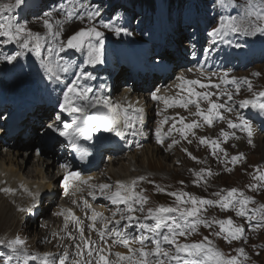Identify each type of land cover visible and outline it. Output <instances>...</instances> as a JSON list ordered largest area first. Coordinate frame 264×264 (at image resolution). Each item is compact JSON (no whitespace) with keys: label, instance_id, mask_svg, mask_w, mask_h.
<instances>
[{"label":"rangeland","instance_id":"rangeland-1","mask_svg":"<svg viewBox=\"0 0 264 264\" xmlns=\"http://www.w3.org/2000/svg\"><path fill=\"white\" fill-rule=\"evenodd\" d=\"M42 5L33 10V8H29L32 3L34 6L36 2L34 0H24V2L18 6L13 7V9L9 11H5L3 13L6 17H11L13 19L16 16V11L19 10L24 12L23 17H15L16 22L21 24H25L33 33H39L41 36V47L39 50V55H34L33 53L22 49L19 44L16 43H7L5 44L4 38L0 37V67L7 68L15 63H8L3 57L8 55H15L17 52H23V55H20L18 59H21L22 56H30L31 58H35L36 65L38 66L39 73L37 75V80L40 81L39 85H47L45 83L46 79L43 76V70L40 67V57H44L47 59H51L53 63L56 60H59L62 57V63L65 64L69 68L67 73H62L63 82L60 84L52 83V88L55 87L54 92H63L66 84L71 83L73 80L78 79V74L80 71L88 72L86 70V66L88 64L84 63L86 59L85 51H76L74 49H67L59 53L57 56L55 53L51 57H49L48 48L54 47L53 39L48 29L44 25V20L48 19L53 25V30H58L62 28L61 38L66 43L69 36H71L75 31L95 26L100 31L104 32V62L102 64L93 65V68H98L97 71H94L95 79H99L100 83L98 87L101 88V85H104L102 91H109L108 98L113 104H121L124 107L128 106V103L122 102L121 97L125 96V93L130 89L135 87L134 83L132 84L128 76L123 70H121V65L116 63V61H122L128 63L125 60V55H128L133 62H137L140 64L139 70L144 69L145 60L140 59L141 51L143 49H147L150 54H154V47L148 43L147 40H143L140 38L139 33H142L143 26L145 23L140 25H130V20L132 18L137 21L142 15L140 11L136 8L130 7L126 5V1L130 2L133 5H138L141 10L147 9L151 7L153 9L154 2H161L160 6L167 5L172 0H113L110 5V9L107 12L109 14V19L103 20L102 15L105 14L108 9V2L111 0H41ZM74 5L76 9L79 10V16H83V18H79V16H73L69 19L66 15V12L62 10L65 7V4ZM206 4L209 9L212 10H222V14L219 15L227 17L231 16H243V13L247 11L246 0H233L229 7L223 8L219 6V0H202L200 4ZM258 3V0H257ZM2 4H11L15 5V0H0V5ZM49 4V5H48ZM165 4V5H164ZM194 4L193 0H182V5L192 6ZM142 6V7H141ZM145 7V8H144ZM236 7L237 11H234ZM99 9L101 15L94 20H88L86 13L91 10ZM152 9L146 10L147 15H154ZM26 10V12H25ZM123 10L133 12L136 11V14L132 17L131 14L126 16L118 17V13ZM167 11V9L165 8ZM156 11V8H155ZM46 12H52V16H45ZM106 13V14H107ZM57 21H60L61 24L58 26ZM247 23V20L244 21ZM105 23H111L114 27H124L127 29L130 28L135 34V38L137 39L138 49L131 48L130 39L132 36H125L124 33L117 36L110 29H105L103 25ZM128 26V27H127ZM260 26L264 27V21H260ZM220 28V19L215 29ZM110 38L117 39V41L123 42L124 44L121 46H115L114 49H111ZM250 43L254 46L259 43L264 44V32H257L255 35H249ZM112 41V40H111ZM118 44L117 42H115ZM135 43V44H137ZM151 56V57H152ZM122 74L120 87L116 89L114 92H111L110 86L114 85V76L115 74ZM255 73H259L260 75H255ZM6 74L3 75V77ZM24 75V74H23ZM20 76L10 80L8 77L0 78V87L7 86L11 88L15 85ZM198 77V76H197ZM247 77L251 80L253 88L249 90L247 86L243 83L239 94H237L238 98L236 103L234 104L238 110L244 112V108L239 107V102L245 98H253L256 93L260 91H264V69L262 67L258 68L256 71L245 72L240 79L243 82V78ZM143 78L148 79V75H143ZM9 79V81L7 80ZM94 79V80H95ZM80 80V78L78 79ZM199 80L204 81L205 79L199 78ZM142 86L137 88L139 91L138 97L133 99L132 105L134 107H139L143 109H152L156 112L154 120L150 123V126H146L145 119L143 123L136 124V135L132 134L133 130L125 131L126 135L131 134L129 139L130 145H135L133 149L137 160H138V169L141 170V174H136L135 176L131 175L128 177H140L144 176L146 179L141 183L137 182V191L142 192L143 195L148 197V202L143 206L144 211H139V205H134L137 208L135 215L137 217H143L147 215L148 208H155L159 205L164 206H178V202L176 199L166 194L165 192H160L158 188L166 189L167 193L176 192L180 193H190L196 197H203L211 200H216L218 197L214 196L213 193L220 192L221 190H227L231 188H237L242 191L247 196H251L255 198V203L250 204L248 207L255 208L258 207L259 204L264 203V188H261L259 191L249 190L247 187L250 184L256 183L253 180V176L256 175L254 169L256 166H259L260 170L264 172V131L260 132L252 128V143L249 144V137L247 132L241 131L239 128L233 129L228 126V120L231 119L233 122L238 123V118L228 115L226 111L220 109V113L223 116V119H214V122L211 126L207 125L201 117L194 116L192 113H195L196 107L194 105H189L187 109L180 106L166 107L163 101H153L151 99V90L147 86V81L140 82ZM187 88V85L184 86ZM154 91H158L159 95L166 96L169 98H188V93L186 90H181L180 87L173 86H158L152 88ZM197 91H210L213 92L212 87L208 89H201L196 86ZM48 91V90H46ZM119 93V95H118ZM214 93V92H213ZM48 93L44 92L45 96H33L32 100H44ZM119 96L116 98V96ZM195 99V97H193ZM211 100L216 103L223 104L224 100L217 98L215 95L211 97ZM208 101L203 99L200 100L201 107L206 111L208 108ZM14 104L1 106L0 104V138L3 141H0V158L9 157L17 150L22 153L20 155H14L12 159L13 165L21 160L22 157L30 156V162L28 163V177L33 178L36 162H42L38 156L35 154V150L33 146L30 148L27 145V141L22 139V141H17L14 135H11L8 131V120L9 117L14 112ZM12 108V109H10ZM55 109L52 107L50 118L53 117ZM46 113V112H45ZM179 114V115H177ZM169 117V121L166 124H162L161 122L164 120V117ZM179 117H184L186 122H191L192 120H197L200 123V127L193 129L195 135H192V132H188V139H184L182 134L178 131L173 130L170 134L163 136V143H159L155 136V129L157 127H161L162 135L167 133L168 129L172 126L173 122H176L177 128H182L183 124L179 123ZM42 119V123H44V117H40ZM147 121V119H146ZM25 125V124H24ZM40 127V123L37 124ZM25 129V127H24ZM229 133V138L227 142H224V137L222 135V131ZM232 133H241L243 135L242 139H238V141H234L232 144L231 138L234 135ZM145 136H148L149 141L144 142ZM207 137L209 140L218 139L221 142V148L227 150V158L224 156V153L220 150H216V156H213L211 153L213 149L208 144H201L200 138ZM233 139H237L236 137ZM173 140L179 141L176 144H173ZM188 140H191L192 143H188ZM150 143V144H149ZM150 145V147H149ZM169 145H172L169 147ZM151 148V150H149ZM206 148L208 150V154L205 155ZM187 149V152L184 150ZM140 150V152H138ZM144 150L145 155L143 156L142 151ZM204 151V152H202ZM127 151L124 148H117V145H111L106 148L104 154L105 159L103 161V172H100L98 175V171H95L94 174L96 177H100L104 175L102 178H106L108 180H117L123 179L128 176L130 173V168H135L136 166H132L129 168L128 165L136 164L134 158H126ZM188 153H191L192 156L200 159L199 161L193 160ZM242 153L244 158L239 160L237 163L233 164L231 162V156ZM123 156V160H122ZM202 156V157H201ZM15 158H17L15 162ZM51 163L57 157H49ZM48 158V159H49ZM122 160V161H121ZM215 160L216 165H220L222 170H217V174L222 176V179H214L211 176L204 174V181H200L199 183H194V181L198 180V176L196 174L190 176L189 178L186 175V172L192 168H197V173L200 172L201 169H205L209 167L210 161ZM118 167H116L115 171H112L113 163L119 162ZM118 164V163H117ZM3 164L1 163V166ZM63 165H69V168H64ZM9 166V162L6 165H3L2 171L0 170V174L3 172L5 167ZM15 168V165L13 166ZM53 174L55 178L62 175L57 181L56 185L58 187V193L54 196V198H43L38 201L37 204L34 203L33 198L29 196L27 193L24 195H19L17 191L14 192L15 199H5V196L2 193V186L0 185V240H10L15 239L17 237L21 238L25 242V247L32 254H44V253H52L56 256L62 255L64 251H68L70 253L68 264H72L75 260L87 261L92 259L93 261L98 259V256H93L89 258L87 256V250H85V254L82 256H77V249L75 244L81 243L80 233L78 231L80 225H78L74 220L69 219L67 221V227H65L66 220L65 217L68 215L67 209H72L75 213L76 217L82 222L84 227V237L85 239H89L93 242V249L103 248L105 249L104 255L108 256V252L110 251L112 255L108 256V259L112 262V264H130L129 261H121L116 256L115 253L120 252L124 254H129V250L122 243L119 242L118 237L115 233L119 232L127 239H129V245L133 249H140L141 247L146 250H151L152 248H148L144 244L141 245L138 243V235L142 229L139 223L133 222L129 223L127 220L121 221L119 224L113 222L108 225L107 230H105L106 234L104 237V241L100 239L99 232L104 229V221L98 219L96 221V229H90L89 225L92 223L90 219L92 215L91 209H95L96 211L105 212L104 215L108 218H111L112 213L116 211L117 206L113 205L111 201L105 198L100 194L99 189L93 190H84L77 195H72V197L67 196V191H65L63 185V177L67 171L72 170L71 164L67 160V158H63L59 161H55L53 166ZM120 169V172L119 170ZM228 169H231L230 171ZM123 170V171H121ZM127 173V174H126ZM5 175V173H4ZM3 174H1L0 178H4ZM115 176V177H114ZM125 176V177H123ZM178 178H182L184 180H189V185L187 190L179 184ZM47 179V178H46ZM28 180V179H25ZM35 180V179H32ZM49 179H47L48 181ZM149 181H154V183H149ZM98 184H100L98 180ZM116 185V184H115ZM115 185H112L115 188ZM84 185L81 187L83 188ZM158 186V187H157ZM115 190V189H113ZM94 191L96 197H100L102 200L99 201L98 206H92L89 200V192ZM248 191V192H246ZM30 198V199H29ZM87 200L88 203L92 206L91 209H86L84 206V201ZM75 201V203H74ZM39 205V206H37ZM43 205V206H42ZM67 206V207H64ZM66 209H64V208ZM95 207V208H94ZM102 207V208H101ZM120 208H125V205H120ZM23 208L25 211H20ZM31 208V211H27V209ZM63 208V209H62ZM202 208H206V211H203L199 214L201 219H207L210 223L213 220H221L227 219L231 217L234 221V225H242L245 227L244 237L240 240H232L231 243L225 242L223 239L224 233L221 234L220 237L216 236L215 233L220 231L219 225L213 224L212 227H205L202 224H198L196 232L190 234L185 237H179V243H193L204 241V237H208L209 240L212 241V247L218 248L221 250L224 255L227 256H238V252L236 251L239 248L245 249L247 258L239 257L241 264H264V225L259 227L256 226L255 222L249 224L246 222L245 218L239 217L236 215L237 209L231 210H223L217 205H206L202 206ZM86 209V210H85ZM99 209V210H98ZM87 212V213H86ZM63 213V214H61ZM91 213V215H90ZM110 213V214H109ZM89 215V216H88ZM83 216V217H82ZM258 218V217H257ZM116 220H119L118 215L116 216ZM140 223H151L155 222L152 220H141ZM117 225V226H116ZM120 226V227H119ZM27 229V230H26ZM112 229V231H111ZM110 230V231H109ZM166 231V229H165ZM29 232V234H28ZM114 232V233H112ZM68 233H71L72 239L69 237ZM106 241V242H105ZM152 241V240H151ZM205 243H207L205 241ZM165 251H168L172 254H175L174 247L167 245ZM15 254L10 250L6 245H0V264H3V258L7 256H14ZM166 259V258H165ZM155 264L153 261L152 264ZM15 264V262H14ZM28 264H39V261H29Z\"/></svg>","mask_w":264,"mask_h":264},{"label":"snow or ice","instance_id":"snow-or-ice-1","mask_svg":"<svg viewBox=\"0 0 264 264\" xmlns=\"http://www.w3.org/2000/svg\"><path fill=\"white\" fill-rule=\"evenodd\" d=\"M24 0H15V5L2 4L0 5V37L4 38V43H16L34 55H39V50L41 47V36L39 33H33L25 24L14 21L11 17H6L3 15L5 11H11L13 7L20 6ZM233 0H219V6L227 8ZM215 3V0H214ZM247 11L243 13V16H221L220 28L214 29L212 35H218L221 32L227 33L228 31L241 34L244 36L255 35L257 32H264V27L260 26V21H264V0H246ZM62 10L66 12L69 19L73 16H79V10L75 8L74 5H69L67 8ZM88 20H94L101 15L99 9L91 10L86 13ZM45 16H52V12H46ZM83 18V16H79ZM247 20V23L244 21ZM61 24L57 21V25ZM44 25L48 29L51 37L53 39L54 47L48 48L49 57L55 53L57 56L67 49H74L76 51H85L86 59L85 64L97 65L104 62V32L100 31L97 27H87L75 31L71 36L68 37L66 43L61 38L62 28L58 30H53V25L50 20L45 19ZM105 29H110L115 35L119 36L122 33L130 34L124 27H114L111 23H105L103 25ZM231 43L230 41H226ZM239 46V45H237ZM23 55V52H17L15 55H8L3 57L8 63H12L17 59L18 56ZM194 55V53H193ZM40 67L43 70L44 78L51 83L60 84L63 82L62 73H67L69 68L62 63V57L56 60L55 63L51 59L40 60ZM191 71V69L189 70ZM203 75V73H201ZM215 75V73L213 74ZM255 75H260L255 73ZM83 78L84 80H94L95 77L88 72H82L78 74V79ZM77 80H73L64 87L62 92V100L58 102V107L62 112H66L72 116L71 122H67L62 118V116L57 113L52 123L47 125V129L52 132L58 133L59 136L64 137L69 143L72 149L80 153V159H84L89 155L87 147L82 146L79 142L83 140L91 139L93 134L101 130L107 132H114L118 136L125 134L127 130H133L132 134L136 135V124L143 123L145 112L143 108L134 107L132 104H128L124 107L121 104H113L107 98L96 95L89 96L92 92L91 87L83 86L78 83ZM177 79L181 82L179 87L181 90H186L188 93V98H169L158 94V91H153L151 93V99L153 101H163L166 107L170 108L173 106H180L185 109L189 105H194L196 107V112L192 113L194 116L201 117L203 121L211 126L214 119H223L220 109L225 108L224 104L216 103L211 100L213 95H218V93H213L210 91H197L196 86L201 89H208L211 87L219 88V84H214L211 78H208L207 83L199 79H187L184 75H180ZM225 85L232 84L235 85V93L239 94L241 81L235 77H229L228 73L225 72L220 78ZM243 83L247 86L249 90L253 88L251 80L247 77L243 78ZM187 85L185 89L184 86ZM101 88L104 85L100 86ZM223 95L227 96V99L231 101L233 99L232 92H224ZM195 97V99H193ZM203 99L208 101V108L205 111L200 104V100ZM256 108L259 111L264 112V91L256 93L253 98H245L239 102V107H249ZM94 110V111H90ZM229 112L232 111L231 108L227 109ZM179 115V114H177ZM169 117L165 116L162 124H166L169 121ZM179 123L183 124L182 128L176 127V122L174 121L172 126L168 129L167 133L162 135L161 127L155 129V136L159 143H163V136L170 134L173 130L178 131L182 134L184 139H188V132L191 131L192 135L195 132L192 131L200 127V123L197 120H192L190 123L186 122L184 117H179ZM228 126L230 128H239L241 131L247 132L249 137L248 143L251 144L252 128L250 121L239 118V122H233L231 119L228 120ZM222 131L224 137V142H227L229 138V133ZM231 135H235L232 133ZM239 139V137H236ZM179 141L173 140V144ZM201 144H208L213 149L212 155L216 156V150H220L224 153L227 158V150L221 148V142L218 139L209 140L207 137H201ZM188 143H192L188 140ZM172 145H169L171 147ZM187 152V149L184 150ZM188 155L193 159L198 158L192 156L191 153ZM242 153L231 156V162L233 164L237 163L239 160L243 159ZM64 168H69V165H63ZM229 171L231 169H228ZM256 175L253 176V180L256 183L250 184L247 187L249 190L259 191L264 188V172H262L259 166L254 169ZM204 174L212 175L210 169H201L200 172L196 173L198 180L194 183H199L204 181ZM80 173L78 171L69 170L63 177V187L67 191L69 187V181L73 179H79ZM92 178L89 177L87 180H81V183H88ZM146 178L144 176L137 177L130 183L126 184L123 181H116L115 190L113 186L108 183H102L99 185H89L92 189H99L101 195L109 199L113 205L117 206L115 212L112 213L111 218H108L102 212H97L95 209H91V205L87 200L84 201V206L86 209H91L92 215L90 219L92 223L89 225L90 229H96V221L98 219L104 221V229L100 230V239L104 241L105 230H107L108 225L115 222L119 224L123 220H127L130 224L133 222L139 223L140 226L146 229L148 232L153 234L152 243L154 247L151 250H146L141 247L140 249H133L129 245V239L125 238L121 233L117 232L115 235L118 237L119 242L129 249V254H124L117 252L115 256L121 261H129L130 264H241L239 257L247 258L245 249L239 248L236 251L238 256H225L224 253L218 248L212 247V241L208 237H204V241L193 242V243H179V237L187 238L188 235L196 232L197 225L202 224L205 227H212L213 224L219 225L220 231L216 232L215 235L220 237L222 233L223 239L227 243H231L232 240H240L244 237L245 227L242 225H234V221L231 217L221 220H213L211 223L207 219H201L200 213L206 211V208L202 206L206 205H217L223 210L237 209L236 215L245 218L246 222L252 224L255 222L256 226L259 227L264 225V203L259 204L258 207L250 208V204L255 203V198L247 196L244 191L231 188L227 190H221L220 192L213 193L214 196L218 197L216 200H211L203 197H196L190 193H167L166 189L158 188L160 192H165L168 195L173 196L178 202V206H164L159 205L155 208H148L147 215L143 217H137L135 212L137 208L134 205H139V211H144V205L148 202V197L143 195L141 190L137 191V182L144 181ZM149 183H154V181H149ZM183 183V181H181ZM158 187V186H157ZM6 191H12L11 189H5ZM80 189L77 188V191ZM90 196H95L94 191L88 193ZM39 193L33 194V199H37ZM75 203V201H74ZM120 205H125V208H120ZM20 211H25L21 208ZM31 211V208L27 209ZM68 215L65 217L67 227V221L69 219L74 220L78 225H80L78 231L80 233L81 243L75 244L77 249V256H82L87 250V256L89 258L98 256V259L93 261L89 259L87 261L75 260L72 264H112L108 259V256L112 255L109 251L108 256L104 255L105 249L97 248L93 249V242L84 237V227L82 222L76 217L72 209L66 210ZM63 214V213H61ZM119 215V220H116V216ZM258 217V218H257ZM141 220L147 221L152 220L154 224L140 223ZM160 229H166V231H160ZM69 237L75 239L68 233ZM148 236H141L138 243L143 245L145 241L149 240ZM205 241L207 243H205ZM106 242V241H105ZM167 244L174 247L175 254L165 251L162 245ZM0 245H6L12 252L14 256H7L3 258V264H28L29 261H39V264H68V259L70 253L64 251L62 255L56 256L52 253L32 254L24 246L25 242L17 237L10 240H0ZM151 258V259H150ZM166 258V259H165Z\"/></svg>","mask_w":264,"mask_h":264},{"label":"bare ground","instance_id":"bare-ground-1","mask_svg":"<svg viewBox=\"0 0 264 264\" xmlns=\"http://www.w3.org/2000/svg\"><path fill=\"white\" fill-rule=\"evenodd\" d=\"M18 76H20V74ZM172 77H174V76H172ZM9 79L12 80L14 78H9ZM120 81H121V78L119 77L118 73L115 74V76H114V85L112 86V89H113L112 92H114L116 89H118L120 87V85H121ZM29 82H30V77H27V76L23 75V76H21L19 78L18 82L15 85H13L11 88H8L7 86H1L0 87V99H1V103H3L2 105L3 106L11 105V103H9L6 100H14L15 103H16L15 105L17 106L18 113L15 116H13V117L11 116V118L9 119V122L10 121L11 122L8 123V131L10 132L11 135H14V137H15V139L17 141H22V137L26 136L25 135L26 134V130L22 131V129H24V127H25L24 123L22 122L23 119H24L23 117L27 118L28 120H35L36 118H39L41 116V115L37 114L38 113V109L36 110L35 107H33V105H32V104H34L33 100L25 101V99L27 98L26 90H27V86H29ZM49 86H50V83L45 85V86H42V85H39V84L34 85L32 87L33 88L32 90L35 93H33L32 95L31 94H29V95H31V97H33L35 95L45 96V95H43V93L44 92L48 93V91H46V90H49ZM28 93H29V91H28ZM96 95H100V96L105 97L104 95L101 94V92L96 93ZM118 95H119V93H118ZM118 95L116 96V98L119 97ZM129 95L131 96V98H137V91L136 90H129L128 94H125V96L121 97L122 102L128 103L127 97H129ZM91 96H93V94H91ZM105 98H107V97H105ZM4 99H6V100H4ZM26 108H30V109L33 108V109H35V111H34V113H32L30 111L22 110V109H26ZM48 110H50V109H48ZM90 111H94V110H90ZM144 112L146 114V113L150 112V109L146 108V109H144ZM151 112L152 113H150V115H148V116H146V118H144L145 119L144 123L146 124V126H150V123L154 120L156 112H154L152 109H151ZM40 113L42 114V111ZM50 113H51V111L49 112V114ZM64 116L66 117L65 118L66 121H71L70 120V116L71 115H69L68 113L64 112ZM146 119H147V121H146ZM109 134H114V132L105 131V133H103V134L96 135L97 143L99 141V144H98V147H97V151H96L98 159H102L104 161V159L106 157H105V154H102V152L104 150H106L107 147H109V146H106L107 144L112 143V144L117 145L118 149L120 147V148H124L127 151L126 158L130 157V158H134L135 160H137L136 154H135V152L133 150L135 148V145H130V143H129V139L131 137V134H129V135L124 134L122 136H118L117 139L109 138ZM60 137L61 136H59L58 134H54V139L51 141V143H52L51 146H41L42 152L38 153V154L43 159H42V162H40V161L36 162V164H35L36 167H35V172H34L33 178L28 177V171H27L28 163L30 162V156H26L25 155L24 157L21 158V160H18L17 162H16L17 158H15V162H16L14 164L15 168L13 167L14 165L12 163V159L14 158V155H19V156L21 155L22 156V153H20L17 150L14 152V150H13L12 151L13 155H11L9 157H3V158L1 157L0 158V169H1V163L3 165H6L7 162H9V166L5 167V169H3V172L1 173L3 175L5 173V175H4L5 177L4 178H0L1 180H4V181L0 182V185L3 187L2 193L7 199L12 198V199H15V201H16V197L14 196V192L15 191H19L21 188H23V190L26 191V192L22 193L21 195H24L25 193H27L29 196H31V198H33V194L39 193V197L37 199H35V200L33 199L35 204L38 203V201H39V199L41 197H46V198H49V199L54 198L56 193L59 191L58 187L56 185V181L61 176H59L57 179L54 180L52 167L54 166L55 161L57 162L59 160H55L56 159L55 158L53 160V162L51 163V160H50L49 157H53L54 154H56L57 148L55 149V144L59 140H62V139H60ZM149 139L150 138L148 136H145L144 142L149 141ZM25 140L26 141L30 140V138L26 137ZM46 140H47V138H46ZM262 141L264 142V140H261V142ZM67 144H68L70 153L72 154L74 149L71 148L69 142ZM34 145H35V143L32 142L31 146L34 147ZM149 147H150V145H149ZM149 150H151V148H149ZM138 152H140V150ZM202 152H204V151H202ZM142 153H143V156H144L145 155L144 150L142 151ZM62 156L64 157V159L67 157V155H61V156H58V157H62ZM45 158H49V159H45ZM39 159L41 160V158H39ZM122 160H123V156H122ZM199 160L200 159H197V161H199ZM117 163H115V164L113 163L114 166H112V171L116 170V167H118L120 161L117 162ZM135 163L136 164H131V166L128 165L129 168L132 167V166H136V167L135 168H130L131 172L128 173V176H126V177L123 176L125 178L117 179V180L113 179L112 181L108 180L106 178H100L99 179L100 184L108 183L110 185H115L116 181H123L126 184L130 183L132 180H134L136 178L135 177H131V178L128 179L129 176H131V175L135 176L136 174H138V175L141 174V170L138 169V160ZM72 169H73V171L77 170L76 167H74ZM96 169H98L97 165H96ZM205 169H210L211 170L212 175H209V176H211L215 180L216 179H222V176L220 174H217V170H222V167L220 165L214 164V161H210L209 167H207ZM118 170L120 172V169H118ZM93 171H95V170H91V171H89L87 173H84V174H82V173H80L78 171L80 173V178L79 179L87 180L89 177L92 178L90 181H88V183H84L83 188H86V189L90 190L92 188H90L89 185H99L98 184V179H97L96 175L93 173ZM121 171H123V170H121ZM196 173H197V168H192V169H190V171L188 170L186 172L185 176H187L189 178L190 176H192V175H194ZM1 174H0V176H1ZM97 174L100 175V171H98ZM116 174H119V173L116 172ZM46 178L49 179V180L47 181ZM25 179H28V181L25 180ZM32 179H35V180H32ZM79 179H73V180H70L68 182L69 183V187L67 189L68 190L67 191V196L68 197H72V195H76L75 192L77 191V188L80 185L79 184ZM178 181H179V184L181 186H183L187 190L188 185H189V180H184L182 178H178ZM181 181H183V183H181ZM141 182L142 181H138V183H141ZM83 188H81V189H83ZM5 189H11L12 191H6ZM113 189H115V188H113ZM78 192H81V191H78ZM88 198H89V200L91 202V205L95 206V207L98 206L99 201L102 200L100 197H96V196H94V197L93 196H89ZM37 206H39V205H37ZM92 206H91V208H92ZM64 207H67V206H64ZM67 208H69V207H67ZM97 212H100V211H97ZM102 213H105V212L103 211ZM90 215H91V213H90ZM118 217H119V215H118ZM111 231H112V229H111ZM120 231H119V233H120ZM112 233H114V232H112ZM28 234H29V232H28ZM127 251H129V250H127Z\"/></svg>","mask_w":264,"mask_h":264},{"label":"trees","instance_id":"trees-1","mask_svg":"<svg viewBox=\"0 0 264 264\" xmlns=\"http://www.w3.org/2000/svg\"><path fill=\"white\" fill-rule=\"evenodd\" d=\"M198 1H201V0H198ZM234 10H236V7L234 8Z\"/></svg>","mask_w":264,"mask_h":264}]
</instances>
